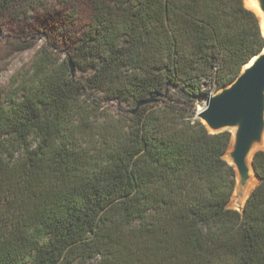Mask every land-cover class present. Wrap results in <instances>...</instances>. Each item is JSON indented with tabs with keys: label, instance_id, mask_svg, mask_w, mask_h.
<instances>
[{
	"label": "trees",
	"instance_id": "obj_1",
	"mask_svg": "<svg viewBox=\"0 0 264 264\" xmlns=\"http://www.w3.org/2000/svg\"><path fill=\"white\" fill-rule=\"evenodd\" d=\"M45 1L0 0V35ZM56 1L88 17L69 59L43 47L0 91V264H264V150L229 208L233 134L186 106L263 52L259 16L245 0ZM91 91L133 110L160 96L116 117Z\"/></svg>",
	"mask_w": 264,
	"mask_h": 264
},
{
	"label": "rangeland",
	"instance_id": "obj_2",
	"mask_svg": "<svg viewBox=\"0 0 264 264\" xmlns=\"http://www.w3.org/2000/svg\"><path fill=\"white\" fill-rule=\"evenodd\" d=\"M69 12V8L63 7L56 0H46L43 7L30 16L24 17L21 22L8 20L9 29L0 35V91L9 90L15 80H21L30 73L35 57L43 47H50L54 55L60 56L62 59H69L73 50L70 35L77 36V31L87 25L88 21L87 13L84 10H79L78 13H74L73 10L70 14ZM74 14H78L76 18L73 17ZM72 17L74 21H72ZM66 25L67 27H65ZM18 41H27L32 48L23 52L12 51L10 43ZM87 75L89 74L78 72L79 78ZM215 93L217 92L213 89L212 94ZM171 94H175V98L182 99V96L177 92ZM85 98L89 104L98 107L100 113L106 115L117 117L119 114H126L135 108L131 104L112 102L99 92H88ZM202 100L197 98L195 102L186 104V106L190 108V112L196 111L198 114L204 109L202 105L206 103L205 99ZM162 105L164 102L161 103ZM230 132L234 135V131L230 130ZM226 159L230 162L227 156ZM259 183L260 180H258L257 186ZM242 201L237 200L234 193L229 208L241 211L245 206H241Z\"/></svg>",
	"mask_w": 264,
	"mask_h": 264
},
{
	"label": "water",
	"instance_id": "obj_3",
	"mask_svg": "<svg viewBox=\"0 0 264 264\" xmlns=\"http://www.w3.org/2000/svg\"><path fill=\"white\" fill-rule=\"evenodd\" d=\"M257 2L264 17V0ZM69 63L74 73L75 66L72 61ZM248 64L232 84L212 94L202 105L204 109L197 114V118L212 133L234 131L232 147L227 157L237 172L235 194L239 201L244 199L252 181L251 168L256 173L254 156L263 150L258 148L264 147V50ZM159 96L160 94H155L139 102L132 113L155 103Z\"/></svg>",
	"mask_w": 264,
	"mask_h": 264
},
{
	"label": "bare ground",
	"instance_id": "obj_4",
	"mask_svg": "<svg viewBox=\"0 0 264 264\" xmlns=\"http://www.w3.org/2000/svg\"><path fill=\"white\" fill-rule=\"evenodd\" d=\"M245 4L249 9L254 11L259 16V18L261 19L263 33H264V17H263L262 11L259 8L257 0H245ZM248 66H249V64L246 65V67H248ZM258 149H264V147L258 148ZM251 160H252V156L250 157V162H251ZM251 175H252V181L250 182V184L248 186V189L245 193V197L241 203V206H244L246 204L248 197L250 196V194L252 193V191L256 188V186L258 184L259 178L256 175V173L254 172L253 168H251Z\"/></svg>",
	"mask_w": 264,
	"mask_h": 264
},
{
	"label": "built area",
	"instance_id": "obj_5",
	"mask_svg": "<svg viewBox=\"0 0 264 264\" xmlns=\"http://www.w3.org/2000/svg\"><path fill=\"white\" fill-rule=\"evenodd\" d=\"M212 95V94H211Z\"/></svg>",
	"mask_w": 264,
	"mask_h": 264
}]
</instances>
